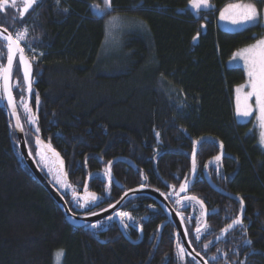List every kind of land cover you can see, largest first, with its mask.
<instances>
[{"label":"trees","instance_id":"16d2710c","mask_svg":"<svg viewBox=\"0 0 264 264\" xmlns=\"http://www.w3.org/2000/svg\"><path fill=\"white\" fill-rule=\"evenodd\" d=\"M245 1L209 0L210 8L197 10L190 0H111V9L100 15L91 5L104 8L103 0H40L15 27L13 13L0 18V26L13 34L27 26L32 48L42 53L37 60L29 58L31 95L19 64L14 93L28 147L73 214L91 215L140 186L171 192L167 200L185 216L196 243L203 210L196 202L175 203L182 197L175 194L179 185L185 177L192 179L195 150L191 195L209 211L211 257L219 264H264V149L253 124H240L235 117L234 92L247 75L242 68L226 67L237 51L264 37V25L229 32L217 23L228 5ZM112 16L138 25L124 32L109 55L105 44ZM6 59L0 42V64ZM26 98L30 116L23 107ZM37 136L43 142L39 148ZM49 144L64 160L62 178L72 186L65 191L40 165L37 154ZM221 144L225 156L210 162L221 154ZM109 170L111 182L105 175ZM87 192L99 199L85 203L81 195ZM144 199L149 197H134L122 210L145 229L142 243L121 236L116 224L100 235L71 225L25 164L0 98V264H55L61 249L63 264H194L178 257L166 212L141 208ZM240 199L242 224L223 233L241 216Z\"/></svg>","mask_w":264,"mask_h":264},{"label":"snow or ice","instance_id":"6c2138e0","mask_svg":"<svg viewBox=\"0 0 264 264\" xmlns=\"http://www.w3.org/2000/svg\"><path fill=\"white\" fill-rule=\"evenodd\" d=\"M38 0H23V6L22 8H19V18L23 19L26 14L29 13L31 9H33L34 5H36ZM191 2V7L194 9H201V8H210L211 5L209 4V0H190ZM258 2L264 3V0H258ZM57 3H59V0H57ZM104 3V8H101L100 5L94 4L91 5V7L94 9V11L97 14H106L108 10L111 9L112 3L111 0H103ZM12 7L16 8V0H0V11H3L7 7ZM228 9H237L239 10L238 15L231 17L232 23L233 24H242V23H249V22H258L261 13L258 11L256 4L255 3H247V4H235V5H229ZM228 9H225L224 11H227ZM221 19H224V12H221ZM117 21L116 17H113L111 21H109L110 24H114ZM203 27V26H202ZM4 31H7V28L4 29ZM28 36V31L25 28L23 31H17L15 35L9 33L8 35H0V42H3L6 44L7 48V64L6 66L3 64H0V81H2V96L0 98H7L8 106L13 109V115L17 119V127L23 131V127L20 124V119L19 116L16 113V102H15V97L13 96L12 93V84H11V78H12V73H13V66H14V61L16 60L17 54H19V59H18V64L19 66L22 67L23 69V81L27 84V92L29 95H31L32 89H31V79H30V74H31V69H32V64L31 61L29 60L28 56L25 55L26 48L29 51H32L34 53V49L31 46V41L27 40ZM199 36V33H197L196 37H193V41L195 42ZM42 55V53H41ZM236 57H239V59H242L244 61L245 68L247 69V75H248V87H250V91H248L246 94L243 96V108L241 107V91L244 87V85L238 86L236 89L237 92V104H236V114L238 116H243V117H248L252 114V107L248 103V101L252 98L255 97V104L258 109V120L260 123V127L264 128V39L257 40V42L248 48L242 50L240 53L236 54ZM234 57V59H236ZM37 56L35 53L32 56V59H36ZM38 98H37V103H38ZM23 107L25 109V112L27 114H31V108L28 103H23ZM29 122H34V119H30ZM37 132H39V128L36 129ZM159 134L157 133V136ZM260 141L261 143H264V132L261 133L260 136ZM202 142V141H201ZM201 142H194V143H201ZM36 144L38 148L43 144V142L40 140L39 136L36 138ZM44 147L47 148L48 151H51L53 155H55L57 158H59V154L55 153L53 149H51L50 144L45 145ZM223 145L221 144V148ZM43 158V154L38 152ZM215 161H220L221 160V155H217L214 157ZM61 166L63 164L62 161H60ZM111 162H109V165ZM205 167H208V165H205ZM196 168H197V161H196V152L195 150L192 153V166H191V172L193 176H195L196 173ZM66 176V174H64ZM109 177V182H111V173L110 170L105 173ZM58 183H61V181L58 179ZM63 187L66 188H71L72 186L70 184H62ZM173 189H175V186H171ZM189 188V181L188 177H185V180L183 183L179 185V192L175 193L177 196H179V193H184L187 191ZM85 191H87V185H85ZM125 196L127 193L124 194ZM162 196L165 197V199H168L170 196L173 195V193H168L167 195L164 193H161ZM74 198L77 196L75 191L73 192ZM88 197H90V200L92 202H95L97 200L96 194L95 193H88ZM124 197H121V200H123ZM186 201V202H196L197 204L200 205L201 209H204V211L201 213L202 216H207L208 213L205 209L204 202L203 200H200L198 197L192 195V196H183L180 198H177L175 200L176 204H181V202ZM85 203H88V200H85ZM117 204L120 203V201L116 202ZM240 205H241V216H237L232 220L230 224H228L224 229L221 231L223 233H227L230 229H233L234 226L241 225L242 224V213H243V199H240ZM84 204H80V207H84ZM189 203L183 204V207L187 208L189 207ZM110 208H115V205H110ZM104 211H107L105 209ZM177 215H181L180 212L176 213ZM92 215H98V213H92ZM115 216L120 218L121 223L124 222V219H133L131 217L130 213L125 212V211H117L115 213ZM113 217L109 216L108 219L111 220ZM189 221H191V217L188 218ZM184 217L181 216V222H183ZM91 227L95 228L97 227L96 224H92ZM127 227V225H125ZM208 224L206 222L204 223H199L195 228V239L197 241L200 240L201 238V233L202 231H207L208 230ZM183 235L186 237L188 235V230L185 229ZM219 239V237H217ZM211 243V242H209ZM248 243H251L248 241ZM189 244H191V241H189ZM205 248L208 247L207 244L204 245ZM177 255L178 257L183 260L184 256L186 254V249L183 246V244L179 243V237H178V242H177ZM64 255V251L58 250L56 253V261L57 264H61V259ZM199 255V253H197ZM212 259H216L215 256L212 257Z\"/></svg>","mask_w":264,"mask_h":264},{"label":"water","instance_id":"95a60500","mask_svg":"<svg viewBox=\"0 0 264 264\" xmlns=\"http://www.w3.org/2000/svg\"><path fill=\"white\" fill-rule=\"evenodd\" d=\"M4 29L5 28L0 27V34L1 35H8L10 32L8 30L4 31ZM18 55L19 54H17V56ZM14 63H15V61H14ZM6 64H7V62H6ZM31 64H32V69H31L30 79H31V86H32L34 67H33L32 62H31ZM13 68H14V66H13ZM12 76H13V73H12ZM11 84H12V93H13V96L15 97L12 78H11ZM4 101L7 105L9 116L13 121L14 130H15V133H16L17 138H18L19 150H20L21 156H22L25 164L27 165L29 170L32 172V174L35 176V178L41 183V185L47 190V192L53 197V199L56 201V203L60 206L62 211L66 214L67 220L71 225H73L74 227H86V226H91L92 224L99 223V222L107 219L109 216L114 215L117 211H119L132 198L137 197V196H147V197L153 199L162 208V210H164L166 212V214L172 220V222L174 223V225L178 231V234H179V237L182 241V244L186 249V254L189 257H191L192 259L199 262V264H208L206 262L205 258L201 254L197 255V252L193 248L192 244H189L190 240H189L188 236L185 237L183 235V233L185 231V227H184L183 222H181V216L176 214L178 211L170 204V202L167 199H165L164 196L161 195V192H159L156 189L146 188L144 186H140V187L131 189V190L125 192V193H127L126 196L125 195L122 196V197H124L123 200H121V198H120L119 204H117V203L114 204L115 208L109 207V208H107V211H102V212L98 213V215H92L91 214L88 216H79V215L73 214L72 211L70 210L66 200L64 199V197L60 193V191L49 181L47 176L42 172L41 168L39 167L37 161L35 160L33 154L31 153V151L28 147L25 129H24L21 117H20L16 97H15L16 113L19 116L20 124L23 127V131H21V129L17 127V119L13 115V109L8 106V102H7L6 97H4ZM28 104L30 105V99H28ZM44 148H45V151L47 152V154L55 161V164L59 168L61 175L63 177H66L64 174L67 175V171H66V166H65V163H64L62 156L57 151H55L53 149L55 151V153L59 154V158H57L55 155H53V153L51 151H48L46 147H44ZM225 154H226V151H225L224 147H222V152L220 154L221 159L225 156ZM60 161L63 162L62 166H61ZM213 161H215V160H211L210 162H213ZM196 179H197V173H195V176H193V174H192V179L190 181L189 188L187 189L186 192H184L182 194H186L191 190V188L195 185ZM209 182L211 183V180H209ZM87 186H88V182H87ZM88 193H91V192H87L85 195H81L84 200L90 198V197H88ZM230 197H233V196L230 195ZM135 243L139 244L140 242H135Z\"/></svg>","mask_w":264,"mask_h":264},{"label":"rangeland","instance_id":"374dc122","mask_svg":"<svg viewBox=\"0 0 264 264\" xmlns=\"http://www.w3.org/2000/svg\"><path fill=\"white\" fill-rule=\"evenodd\" d=\"M39 2H40V0H38L37 3H39ZM247 3H255L256 4V7H257L258 11L261 13V16H260L258 22L233 24L231 17H234V16L238 15L239 10H237V9H228V6H229L228 5L227 8H226L228 10L227 11H223L224 12V19H221V15H220V17L218 19V22H217L218 23V27L220 29H222V30H225V31L238 32V31H242L244 29H247L249 27L258 25V24H263L264 25V3L258 2V0H248V1H245V2H242V3H236V4H241L242 5V4H247ZM16 4H17L16 9L22 8L23 0H20V1L16 2ZM36 5H34V7ZM230 5H235V3H232ZM100 15H102V14H100ZM17 17L19 18V11H18V16ZM25 17H26V15L24 16V18ZM113 17H116L117 21L114 24H110L109 21H111ZM131 22L127 21L125 18L120 17V16L119 17L118 16H112L111 18L108 19V21H107V38H106L107 40H106V44L105 45L107 47V51L110 52L109 55L112 52L114 53V51H116L118 49L117 46H115V45H118V43H119L118 41H120V38L124 35V32L125 31H130V30L133 29V27L135 25H138V23H134L133 21H131ZM139 25L142 26L141 24H139ZM25 28L28 31L27 40L32 42V40L29 37L30 32H29V29L27 28V26L23 27V28H21V29H19L17 31H23ZM260 39H264V37H262ZM248 47H245V48L237 51L233 55V57H231L227 61L226 67H228V68H237V67L242 68L245 71L246 75H247V69L245 68L244 61L242 59H239V57H236V54L240 53L242 50H244V49H246ZM5 48H6V44H5ZM34 53L37 56V58L35 60H37L39 57H41V52H37L36 50H34ZM34 53L32 51L27 50V48H26L25 55L28 56V58L31 59ZM234 57H236V59H234ZM6 58H7V48H6ZM14 79H15V83L13 82V85L15 87H17L16 86L17 83H16V74L15 73H14ZM248 79L249 78H248V75H247V82L245 84H243L244 87H243V89L241 91V94H240L241 95V107L242 108H243V96H244V94H246L248 91L251 90L250 87L247 86L248 85ZM236 89H235V92H234V105H235V117H236V120L240 124L252 123L253 126L258 131L259 141H260V136H261V133L264 132V128L260 127V123H259V120H258L259 113H258V109H257L256 104H255V97H252L248 101V103L252 107V114L250 116H248V117L238 116L236 114V104H237V99H236L237 98V92H236ZM1 94H2V81H0V96L3 95V94L2 95ZM26 99H27L26 101L28 103V99L29 98H26ZM260 145L264 149V143H261V141H260ZM40 153L43 154V158H42V156L40 154H37V156L39 157V161H40L41 167L43 168V170L45 172H47V174L49 175L51 181L57 187H59L62 191H65L67 188L63 187L62 184H66V182L63 180L61 172H60L59 168L56 166L55 161L45 152V150H44V153L43 152H40ZM58 179L61 181V183L57 182ZM95 228H97V227H95ZM55 264H57L56 258H55ZM61 264H63V257L61 259Z\"/></svg>","mask_w":264,"mask_h":264},{"label":"flooded vegetation","instance_id":"af4514ba","mask_svg":"<svg viewBox=\"0 0 264 264\" xmlns=\"http://www.w3.org/2000/svg\"><path fill=\"white\" fill-rule=\"evenodd\" d=\"M18 1H20V0H17L16 2H18ZM38 4V3H37ZM10 13L12 14L13 13V16H12V19H11V22H12V24H14V27L17 25V20H18V9H16V8H12V7H7V8H5L3 11H0V18L2 17V18H4V17H8V15H10ZM27 15V14H26ZM0 27H3V28H7V27H5V26H0ZM7 30H8V28H7ZM9 31V30H8ZM10 32V31H9ZM17 31H15L14 30V34L12 33V32H10V33H12L13 34V36L15 35V33H16ZM18 59H19V55L16 57V60H15V63H14V68H13V76H14V73H15V69H16V67H17V64H18ZM6 62H7V59H6ZM6 62H5V65H6ZM13 76H12V79H13ZM14 83H15V79H14V81H13ZM14 85H13V89H14ZM15 94V93H14ZM16 97V96H15ZM31 100V99H30ZM16 101H17V99H16ZM30 103H31V101H30ZM17 105H18V102H17ZM29 106H31V104L29 105ZM18 109H20L19 108V105H18ZM19 113H20V110H19ZM21 116V115H20ZM204 172V177H205V179L207 180V182L210 184V182H209V180H210V176H209V172L207 171V170H204L203 171ZM196 173H197V170H196ZM189 184H190V182H189ZM194 187V186H193ZM193 187L191 188V190L188 192V193H186V194H182L181 193V195H182V197L183 196H192L191 195V192H192V189H193ZM97 199H99V197L97 198ZM86 200H90V198H88V199H86ZM149 200H151V202L149 201ZM149 200H142V207L141 208H143V209H150V208H155V209H161L162 210V208L153 200V199H151V198H149ZM182 202H185V201H183L182 200ZM115 204V203H114ZM114 204H111V205H114ZM127 204V203H126ZM125 204V205H126ZM171 204V203H170ZM100 204H98L97 206H99ZM125 205L119 210V211H122L123 210V208L125 207ZM172 205V204H171ZM199 205V204H198ZM173 206V205H172ZM200 206V205H199ZM205 206V205H204ZM178 212H180V210H179V208H176L175 206H173ZM94 208V207H93ZM107 208H109V206L108 207H105V208H99V209H96L93 213H100V212H102V211H104L105 209H107ZM201 208V207H200ZM205 209H206V211H207V213H208V215L207 216H202L201 215V213H199V215H198V221H200V220H204V222H206L207 224L209 223V218H210V216H209V211H208V209L206 208V206H205ZM203 211H204V209H202ZM202 211V212H203ZM180 216H182V217H184V219H185V216L180 212ZM112 219L111 220H109L108 218L107 219H105V220H103V221H101V222H99V223H96V225H97V228H93V227H91V226H86V227H91L92 229H94V230H97V233H98V235H100V234H102L104 231H106L110 226H113V225H115L116 224V226H117V229L119 230V232H120V235L121 236H124L128 241H130V242H140V243H142L143 241H145V238H146V232H145V229L143 228V226L141 225V224H136L135 222H134V220L133 219H127V218H125L124 219V222L123 223H121V220H120V218H118V217H116L115 216V214L114 215H112ZM149 220V217H147L146 218V221H148ZM169 221H171L172 222V220L169 218ZM203 222V223H204ZM201 223V222H200ZM172 224H173V226H174V235L177 237V239L176 240H178V237H179V234H178V231H177V229H176V227H175V225H174V223L172 222ZM183 224H184V227H185V229H187L188 230V238H189V240L191 241V244H192V246H193V248L195 249V251L197 252V253H199V254H201L204 258H205V260H206V262L208 263V264H219V262H218V260H214V259H212V257H211V254L209 253V247H210V243L209 242H211L210 241V233H209V230H207V231H202V233H201V238H200V240L199 241H197L196 243L194 242V236L193 235H191V233H190V231H189V229H188V226H187V223H186V221L185 220H183ZM108 226L106 229H104V227L105 226ZM125 225H127V227H125ZM144 227H145V225H144ZM102 228V229H101ZM104 229V230H103ZM179 243H181L182 244V241H181V239H180V237H179ZM199 243H201V244H203L202 245V247H200L199 246ZM135 244V243H134ZM205 244H207L208 245V247L207 248H205L204 247V245ZM185 256H187V257H189L187 254H185ZM184 256V257H185ZM189 258H191V257H189ZM191 260H193V262H194V264H199V262H197L196 260H194V259H192L191 258ZM221 264H231V263H228V262H225V263H221Z\"/></svg>","mask_w":264,"mask_h":264}]
</instances>
